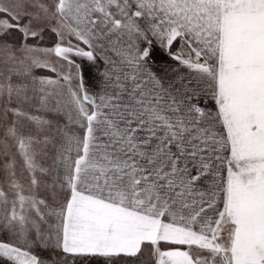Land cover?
I'll use <instances>...</instances> for the list:
<instances>
[{
	"label": "snow or ice",
	"instance_id": "6c2138e0",
	"mask_svg": "<svg viewBox=\"0 0 264 264\" xmlns=\"http://www.w3.org/2000/svg\"><path fill=\"white\" fill-rule=\"evenodd\" d=\"M0 264H264V0H0Z\"/></svg>",
	"mask_w": 264,
	"mask_h": 264
}]
</instances>
